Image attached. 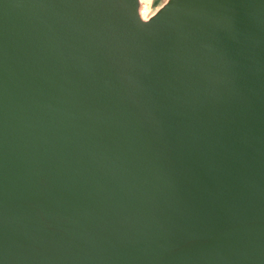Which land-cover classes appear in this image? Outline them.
Wrapping results in <instances>:
<instances>
[{
	"label": "water",
	"instance_id": "obj_1",
	"mask_svg": "<svg viewBox=\"0 0 264 264\" xmlns=\"http://www.w3.org/2000/svg\"><path fill=\"white\" fill-rule=\"evenodd\" d=\"M0 0V264H264V0Z\"/></svg>",
	"mask_w": 264,
	"mask_h": 264
},
{
	"label": "rangeland",
	"instance_id": "obj_2",
	"mask_svg": "<svg viewBox=\"0 0 264 264\" xmlns=\"http://www.w3.org/2000/svg\"><path fill=\"white\" fill-rule=\"evenodd\" d=\"M144 1V5L146 4V0ZM168 0H151L150 9L145 11V16L149 19L153 16ZM144 9V8H143Z\"/></svg>",
	"mask_w": 264,
	"mask_h": 264
},
{
	"label": "bare ground",
	"instance_id": "obj_3",
	"mask_svg": "<svg viewBox=\"0 0 264 264\" xmlns=\"http://www.w3.org/2000/svg\"><path fill=\"white\" fill-rule=\"evenodd\" d=\"M144 1L141 0V8H140V13H141V16L144 20H148V18L145 16V11L149 10L150 9V5H151V0H146V4L147 5H144L143 4ZM144 8V9H143Z\"/></svg>",
	"mask_w": 264,
	"mask_h": 264
}]
</instances>
